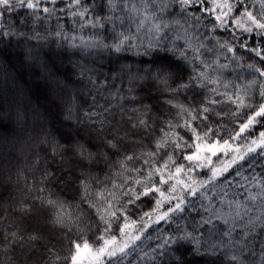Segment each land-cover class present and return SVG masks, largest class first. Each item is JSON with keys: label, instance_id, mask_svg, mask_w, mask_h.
Masks as SVG:
<instances>
[{"label": "trees", "instance_id": "trees-1", "mask_svg": "<svg viewBox=\"0 0 264 264\" xmlns=\"http://www.w3.org/2000/svg\"><path fill=\"white\" fill-rule=\"evenodd\" d=\"M212 1L0 6V264H264V0Z\"/></svg>", "mask_w": 264, "mask_h": 264}, {"label": "snow or ice", "instance_id": "snow-or-ice-1", "mask_svg": "<svg viewBox=\"0 0 264 264\" xmlns=\"http://www.w3.org/2000/svg\"><path fill=\"white\" fill-rule=\"evenodd\" d=\"M19 2L23 5V0H19ZM76 2L78 3L79 0H76ZM182 3L186 5V4L189 3V0H182ZM0 6L8 7V6H9V0H0ZM26 6H27L29 9H32V8H34L36 5L33 4L32 2H28ZM225 6H227L229 12H231V10H232V5H225ZM45 11H48V9H45ZM225 15H227V13H225ZM242 15L247 16L248 19L251 20L252 23L256 24V26H257L258 28L264 29V23H260L259 21H257L256 18H255L254 16H252V14H251L250 12L245 11L244 13H242ZM262 18H264V17H262ZM217 20H221V17H220V16H217ZM237 23H239V21H237ZM221 24L223 25V21H221ZM241 26H242V25H241ZM245 31H249V32H251L252 29H251V28H247V29H245ZM116 50H117V51H120L121 49H120L119 46H117ZM229 51H232V49L230 48ZM256 54H257L258 56H260L261 59H264V55H261V53H260L259 51H257ZM249 67H252V66H249ZM255 71H256V72H259V74H260L261 76H264V70H261L260 68H256ZM158 78L161 79V80H162L163 82H165V83L167 82V74H166L165 70L161 69V70L158 71ZM261 96H264V91L261 92ZM205 111H207V109H205ZM255 115H256V116L264 115V105H261V106H260L259 111H257ZM253 121H254V117H249L248 122H247L246 124H244V125L241 126V132H242L244 129H246L247 127H249V126L253 123ZM141 123H143V121H141ZM205 135H207V134H205ZM239 135H240V133H237V136H239ZM261 136L264 137V133H262ZM235 138H236V137H233V139H235ZM196 139L199 141V140H201L202 138H201L200 136H196ZM225 144H227V141H225ZM163 146H164V145L161 144V143H158V144H157V147H158V148H159V147H163ZM180 146H181L180 144H177V147H180ZM196 148H197V151H196L195 153L190 154V155H187V156H185L184 158H185L186 160H188V161H198V160L200 159L198 153L201 151V147H200L199 144H197ZM214 149H215V145H213L212 147L208 148V151H211V152H212V155H215V154H216V151H215ZM249 150L252 151L253 149H249ZM81 154H83V150H82ZM126 159L131 160L132 157H127ZM169 160H171V157H169ZM167 166H168V165H167V163H166V164L163 166V168H167ZM183 170H184V168H183L182 165H181V166H178V167L176 168V174L181 173ZM190 170H191V169H190ZM226 170H227L226 167L223 168V169H215V168L212 169V173H213V177H212V178H215L216 176L220 175L222 171H226ZM160 171H162V169H157V172H160ZM149 175L151 176V173H150ZM171 178H172V177L170 176L169 179H171ZM160 183H161V184H165V183H167V181L164 180V179H161ZM175 190H176V186L173 185V186L171 187V191H175ZM193 191H195V190H193ZM150 192H159L160 195H161V197H164L165 199H168V197L165 196V193H164L163 191H161L158 187H157V188H149V189H147V190L143 193V195H148ZM137 198H139V197H137ZM50 203H51V202H50ZM160 203H161V201L158 200V201H157V208L159 207ZM180 207H181L180 203H177L176 206H175V209H170V211H177V210H180ZM146 215H147V213H146ZM167 215H168V213L165 212L164 215L161 216L160 218H161V219H164ZM126 227H127V225H126ZM121 232H122V233L124 232V229H123V228L121 229ZM138 238H139V237H136V239H138ZM100 239H104V238H103V237H100ZM115 243H116V237H113L111 240H107V239H105V240H104V245H103L102 247H100V248L94 250V251H95V254H96V258H97V260H98L99 256H101V255H105V254H106L108 257L111 258V257L116 256V255H117V252L123 253V252H124V248H123V247H116V248H112L111 250L109 249L108 246H109L110 244H115ZM75 247H76V249H77V254H78L82 246H81L79 243H77V244L75 245ZM125 247H127L126 244H125ZM83 248H85V249H89V248H90V246H89V244L87 243V241L84 242V244H83ZM232 259H235V257H233ZM72 264H77V255H73V256H72Z\"/></svg>", "mask_w": 264, "mask_h": 264}, {"label": "rangeland", "instance_id": "rangeland-1", "mask_svg": "<svg viewBox=\"0 0 264 264\" xmlns=\"http://www.w3.org/2000/svg\"><path fill=\"white\" fill-rule=\"evenodd\" d=\"M213 2V9H215L216 7H217V5L219 6V9H220V11H219V14L220 15H223L224 14V9L227 11V9H226V6H225V4H224V2H223V0H213L212 1ZM144 5H145V3H144ZM158 4H157V7H156V9L158 8ZM147 4L143 7V10H136L135 12H133L132 14L133 15H137V16H139L140 17V21H139V23H143V22H145V19H142L143 17H146V20L147 21H149V27L150 28H153V26H154V23H153V20H151V16H150V12L147 10ZM224 8V9H223ZM149 32V31H148ZM211 61L213 62V63H218V60H217V58H215L214 60L213 59H211ZM229 64L230 63H227V62H224V67L222 66V68L224 69V70H227L228 68H229ZM259 76L261 77V80L262 81H264V76H261L260 74H259ZM199 145H200V147H201V151L198 153V155H199V157H200V159L201 160H198V162L200 163V164H204L205 162H204V160H207V161H209L210 160V158H211V154H212V152L211 151H208V148H210V147H212L213 145H215V151H216V153L217 152H220V153H223L224 151H226V150H228V149H230V147H232V145H230V144H225V142H223V143H218V144H216V142L213 144V145H210L209 143H205V144H202L201 145V143H199ZM257 147H264V138H262V139H260L253 147H249V149H256ZM196 151H197V148H196ZM250 151V150H249ZM243 155H241V156H239V158H241Z\"/></svg>", "mask_w": 264, "mask_h": 264}]
</instances>
